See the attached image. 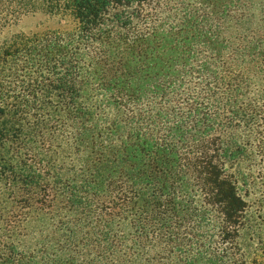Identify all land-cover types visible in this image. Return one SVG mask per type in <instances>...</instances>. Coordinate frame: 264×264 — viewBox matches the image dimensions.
<instances>
[{"label":"trees","instance_id":"trees-1","mask_svg":"<svg viewBox=\"0 0 264 264\" xmlns=\"http://www.w3.org/2000/svg\"><path fill=\"white\" fill-rule=\"evenodd\" d=\"M33 1L75 26L0 51V184L62 236L9 262L264 264V0Z\"/></svg>","mask_w":264,"mask_h":264},{"label":"rangeland","instance_id":"rangeland-1","mask_svg":"<svg viewBox=\"0 0 264 264\" xmlns=\"http://www.w3.org/2000/svg\"><path fill=\"white\" fill-rule=\"evenodd\" d=\"M74 26L70 16L50 14L33 0H0V51L17 35L42 36ZM14 63L12 59L8 60L6 66H14ZM97 114L101 116L103 111L98 110ZM15 150L8 142L0 145V153L7 161L16 162ZM20 191V185L13 183L8 175L1 181L0 264H14L9 262V257L15 249L19 252L17 258L24 260L35 258L40 261L46 253H59L57 243L62 234L58 232V221H54L58 219L53 220L49 212L41 211L36 204H31L29 208L22 207L18 202L23 197ZM256 242L251 245L253 255L264 260L262 253L254 249Z\"/></svg>","mask_w":264,"mask_h":264}]
</instances>
